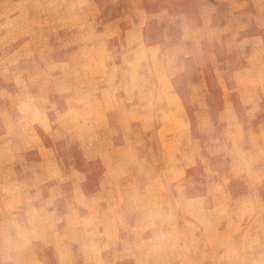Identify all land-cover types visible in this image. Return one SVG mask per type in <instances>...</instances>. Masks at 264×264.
<instances>
[{"label": "rangeland", "instance_id": "obj_1", "mask_svg": "<svg viewBox=\"0 0 264 264\" xmlns=\"http://www.w3.org/2000/svg\"><path fill=\"white\" fill-rule=\"evenodd\" d=\"M0 264H264V0H0Z\"/></svg>", "mask_w": 264, "mask_h": 264}]
</instances>
